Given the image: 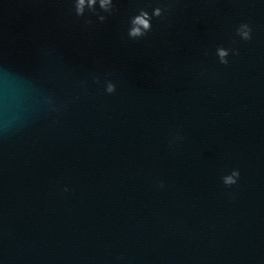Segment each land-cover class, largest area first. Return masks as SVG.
I'll return each mask as SVG.
<instances>
[{
  "label": "water",
  "instance_id": "obj_1",
  "mask_svg": "<svg viewBox=\"0 0 264 264\" xmlns=\"http://www.w3.org/2000/svg\"><path fill=\"white\" fill-rule=\"evenodd\" d=\"M114 3L0 0V264H264V0Z\"/></svg>",
  "mask_w": 264,
  "mask_h": 264
},
{
  "label": "clouds",
  "instance_id": "obj_2",
  "mask_svg": "<svg viewBox=\"0 0 264 264\" xmlns=\"http://www.w3.org/2000/svg\"><path fill=\"white\" fill-rule=\"evenodd\" d=\"M73 10L76 16L84 17L86 12L91 16H95L99 22H104L108 15H111L115 9L114 0H71ZM171 11V3H166L163 6L157 5L152 8L151 12L147 8H139L128 20L127 37L130 39H139L146 37L152 31L153 18L164 19ZM85 25L93 24V20L89 17L84 21ZM235 34L242 41H251L253 38V27L248 22H241L235 29ZM233 43H236L234 40ZM239 55L240 50L236 47H224L222 45L216 47V55L219 63L223 65L229 64V55ZM207 55V52H205ZM93 81L100 83V77L93 75ZM83 86V82H81ZM116 83L111 79L104 81V90L108 94L116 91ZM49 107L52 111H58L59 108L54 101L48 99ZM7 131V130H6ZM183 137L179 133H175L169 140V144H175L181 141ZM241 173L238 168H234L228 174H224L221 180L225 186L231 187L238 183ZM160 187H164V182H159ZM68 189L65 187V191Z\"/></svg>",
  "mask_w": 264,
  "mask_h": 264
}]
</instances>
